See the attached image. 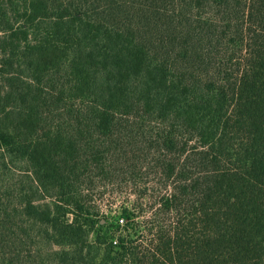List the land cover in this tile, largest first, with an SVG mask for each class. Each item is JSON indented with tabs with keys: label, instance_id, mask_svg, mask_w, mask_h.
Here are the masks:
<instances>
[{
	"label": "trees",
	"instance_id": "16d2710c",
	"mask_svg": "<svg viewBox=\"0 0 264 264\" xmlns=\"http://www.w3.org/2000/svg\"><path fill=\"white\" fill-rule=\"evenodd\" d=\"M0 264H264V0H0Z\"/></svg>",
	"mask_w": 264,
	"mask_h": 264
},
{
	"label": "rangeland",
	"instance_id": "374dc122",
	"mask_svg": "<svg viewBox=\"0 0 264 264\" xmlns=\"http://www.w3.org/2000/svg\"><path fill=\"white\" fill-rule=\"evenodd\" d=\"M109 196V195H107ZM105 200L100 204V207H102L101 209V214H100V219L102 222H108V224H115V213H109V210H107V206L105 205L106 203H109V202H113L115 203L116 200L118 199L116 196L115 197H109V200H108V197H104ZM114 209H116V206L114 205L113 207Z\"/></svg>",
	"mask_w": 264,
	"mask_h": 264
}]
</instances>
